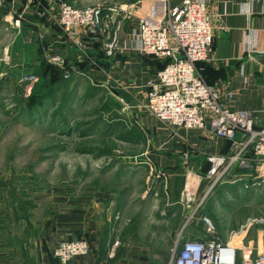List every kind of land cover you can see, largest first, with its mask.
Here are the masks:
<instances>
[{"label":"rangeland","instance_id":"obj_1","mask_svg":"<svg viewBox=\"0 0 264 264\" xmlns=\"http://www.w3.org/2000/svg\"><path fill=\"white\" fill-rule=\"evenodd\" d=\"M137 1L154 0L68 4ZM10 42L1 31L0 264L25 263L16 256L29 257L31 264H54V248L66 238L87 240L89 255L92 251L99 260L100 237H106L100 224L112 221L118 226L107 236L118 238L117 250L143 257L147 251L131 250L158 251L164 244L167 264L177 242L204 237L263 251L264 185L252 186L233 174L219 179L222 170L211 178L193 173L185 180L196 194L194 202L169 207L166 183L151 174L141 156L145 147L137 126L132 117L122 122L130 114L123 104L107 88L93 86L89 76L63 79L59 91L39 94L37 78H25L12 67L5 51ZM68 220L67 227L57 224ZM50 235L52 244L44 242Z\"/></svg>","mask_w":264,"mask_h":264},{"label":"crops","instance_id":"obj_2","mask_svg":"<svg viewBox=\"0 0 264 264\" xmlns=\"http://www.w3.org/2000/svg\"><path fill=\"white\" fill-rule=\"evenodd\" d=\"M58 1L6 0L0 9V32H3V38L6 35L11 37L5 51L11 55L9 60L12 67L24 71L25 78H37L38 83L48 72L50 65L57 67L50 62L51 57L57 56L64 60L72 72L70 79H65L62 72L64 80L89 76L94 83L93 86L107 88L110 94L123 104L125 111L130 113L124 114L125 121L123 119L122 122L126 123V118L132 117L131 124L137 126L141 143L145 147L141 156L145 157L151 174L155 176L160 172L164 173L165 177L159 179L166 183L168 206L184 203L187 174L194 173L199 178L202 175L208 176L212 168L210 158L231 156L234 153L232 141L218 138L208 128L187 130L170 127L146 112L149 90L147 83L159 72L157 63L153 59L141 58L134 53H126L118 59H109L105 56L98 37L95 42L88 44L87 49L76 48L74 39H86L89 32L87 29L78 28L74 35H70L62 30L59 25ZM62 1L71 3L75 0ZM206 2L214 40L212 53L202 65L205 79L218 90L222 100L231 108L252 112L257 126L264 127V55L257 54L264 52V0H206ZM151 5L152 2L142 4L141 11L147 12ZM250 48L257 53L248 58L247 51ZM241 65L245 67L243 74L240 71ZM21 75L24 76L23 73ZM52 76L50 74L46 79L52 81ZM59 90L60 88L57 91ZM229 93H233L232 99L228 98ZM236 138H239V135ZM235 168L221 178L233 174L236 178L251 181V178L244 176L250 174L249 171ZM12 219L10 218V222ZM68 223L69 220L57 224L67 227ZM116 226L118 222L115 221L100 224L106 237L104 241L103 234L100 237L99 260L95 259L91 251L89 256L75 258L69 264H167V258L164 257L165 245L161 243L159 244L163 247L158 246V251L131 250L147 251L143 257L139 254L126 253L122 248L112 256V247L119 240L114 237L108 238L107 234ZM51 237L50 235L49 240L46 239L44 242L52 244L54 239ZM60 242H57V245ZM11 244L17 245L18 242ZM14 259L31 264L27 263L31 260L27 256L19 258L16 256Z\"/></svg>","mask_w":264,"mask_h":264},{"label":"built area","instance_id":"obj_3","mask_svg":"<svg viewBox=\"0 0 264 264\" xmlns=\"http://www.w3.org/2000/svg\"><path fill=\"white\" fill-rule=\"evenodd\" d=\"M5 3L6 0H0V9ZM141 4L137 1L80 8L59 0V25L70 35L78 28L87 29L86 39L75 38L74 46L85 50L98 37L109 59L126 53L170 59L171 62L147 83L146 112L170 127L208 128L218 138L232 141L234 153L231 156L210 158L212 168L207 178L222 170L220 179L239 166L249 171L250 174L244 176L251 178L252 186L264 185V127L257 126L252 112L234 110L224 102L198 67L209 59L214 40L206 0H154L147 12L141 11ZM256 53L250 48L247 57ZM257 54L263 56L264 52ZM50 62L63 72L65 79L72 77L62 58L53 56ZM244 68L241 65V74ZM228 98L232 99L233 93H229ZM157 177L165 175L160 172ZM189 182L186 181L183 195L184 202L190 205L196 194L189 192ZM119 245V241L114 243L112 256ZM89 252L90 245L85 239L64 240L55 247L54 257L59 264H69ZM169 264H264V249L260 251L253 245L240 248L231 241L204 237L186 240L180 245L177 242Z\"/></svg>","mask_w":264,"mask_h":264},{"label":"trees","instance_id":"obj_4","mask_svg":"<svg viewBox=\"0 0 264 264\" xmlns=\"http://www.w3.org/2000/svg\"><path fill=\"white\" fill-rule=\"evenodd\" d=\"M106 56V55H105ZM121 56L116 57L115 59L120 58ZM141 58H150L153 59V61H155L157 63L158 66V70L161 71L163 70L170 62V59H158L155 57H151V56H140ZM204 63H199L198 67L201 69L202 71V65ZM48 72L43 76L42 80L39 82L41 86V89L39 92V94L41 93V91H49L50 94H54L55 92H57V90L63 85V78H62V71L57 67L54 68L51 65L48 67ZM52 74V81L51 80H47L46 76ZM202 74L204 76V72L202 71ZM205 77V76H204ZM55 260L57 261L56 263L59 264L58 260L55 258ZM54 263V264H56Z\"/></svg>","mask_w":264,"mask_h":264}]
</instances>
